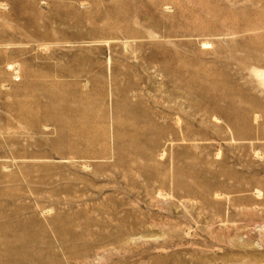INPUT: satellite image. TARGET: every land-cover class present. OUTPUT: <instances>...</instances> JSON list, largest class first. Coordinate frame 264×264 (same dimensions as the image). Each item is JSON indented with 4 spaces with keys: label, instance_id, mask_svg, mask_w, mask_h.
<instances>
[{
    "label": "rangeland",
    "instance_id": "rangeland-1",
    "mask_svg": "<svg viewBox=\"0 0 264 264\" xmlns=\"http://www.w3.org/2000/svg\"><path fill=\"white\" fill-rule=\"evenodd\" d=\"M0 264H264V0H0Z\"/></svg>",
    "mask_w": 264,
    "mask_h": 264
}]
</instances>
